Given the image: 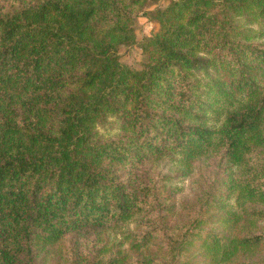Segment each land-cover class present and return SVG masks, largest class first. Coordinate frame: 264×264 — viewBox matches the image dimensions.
Returning a JSON list of instances; mask_svg holds the SVG:
<instances>
[{
	"label": "trees",
	"instance_id": "1",
	"mask_svg": "<svg viewBox=\"0 0 264 264\" xmlns=\"http://www.w3.org/2000/svg\"><path fill=\"white\" fill-rule=\"evenodd\" d=\"M159 1L0 0V264H264V0Z\"/></svg>",
	"mask_w": 264,
	"mask_h": 264
},
{
	"label": "rangeland",
	"instance_id": "2",
	"mask_svg": "<svg viewBox=\"0 0 264 264\" xmlns=\"http://www.w3.org/2000/svg\"><path fill=\"white\" fill-rule=\"evenodd\" d=\"M167 0H160L156 5L149 6L145 10H152L155 7H163ZM139 13L135 19L136 39L139 42L143 37L150 36L157 29V25L152 23ZM141 60V50L138 45H131L120 50V62L132 70H138ZM161 165V164H160ZM156 167L159 175L170 177L169 187L174 188L177 203L194 202V197L199 194V189L208 184L212 177V167L205 163H195L193 168L185 169L180 163L162 164ZM132 228V226H130Z\"/></svg>",
	"mask_w": 264,
	"mask_h": 264
}]
</instances>
